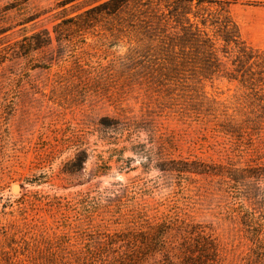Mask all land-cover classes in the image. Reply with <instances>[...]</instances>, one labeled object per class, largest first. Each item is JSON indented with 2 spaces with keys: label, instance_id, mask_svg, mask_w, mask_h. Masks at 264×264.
<instances>
[{
  "label": "rangeland",
  "instance_id": "1",
  "mask_svg": "<svg viewBox=\"0 0 264 264\" xmlns=\"http://www.w3.org/2000/svg\"><path fill=\"white\" fill-rule=\"evenodd\" d=\"M101 1L0 0V264L107 258L106 235L161 223L197 227L223 264H243L256 226L264 236V116L221 77L172 101L134 75L126 37L60 27ZM222 1L264 50V0Z\"/></svg>",
  "mask_w": 264,
  "mask_h": 264
},
{
  "label": "trees",
  "instance_id": "2",
  "mask_svg": "<svg viewBox=\"0 0 264 264\" xmlns=\"http://www.w3.org/2000/svg\"><path fill=\"white\" fill-rule=\"evenodd\" d=\"M220 4L229 2L103 0L62 20L60 27L82 32L102 22L114 37H126L135 44L127 57L133 69L137 68L134 75L172 101L186 97L196 90V84L214 77L236 82L246 92L242 108L260 119L264 116V50L243 44ZM213 5L219 8L213 9ZM225 119L226 127L242 129L243 124L236 127L230 118ZM117 125L122 132L131 131L129 125ZM194 164L202 166L195 173H210L206 165ZM177 171L191 172L185 168ZM258 227L243 264H264V236ZM102 243L101 250L105 248L109 257L87 252L78 255L74 264H223L220 245L194 226L161 223L145 230L106 235Z\"/></svg>",
  "mask_w": 264,
  "mask_h": 264
},
{
  "label": "water",
  "instance_id": "3",
  "mask_svg": "<svg viewBox=\"0 0 264 264\" xmlns=\"http://www.w3.org/2000/svg\"><path fill=\"white\" fill-rule=\"evenodd\" d=\"M14 191L16 190V188L14 187V189H13Z\"/></svg>",
  "mask_w": 264,
  "mask_h": 264
}]
</instances>
